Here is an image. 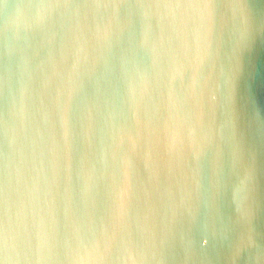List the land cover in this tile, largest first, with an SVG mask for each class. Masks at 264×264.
Returning a JSON list of instances; mask_svg holds the SVG:
<instances>
[{
	"label": "water",
	"instance_id": "1",
	"mask_svg": "<svg viewBox=\"0 0 264 264\" xmlns=\"http://www.w3.org/2000/svg\"><path fill=\"white\" fill-rule=\"evenodd\" d=\"M0 264H264V0H0Z\"/></svg>",
	"mask_w": 264,
	"mask_h": 264
}]
</instances>
